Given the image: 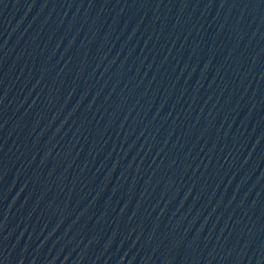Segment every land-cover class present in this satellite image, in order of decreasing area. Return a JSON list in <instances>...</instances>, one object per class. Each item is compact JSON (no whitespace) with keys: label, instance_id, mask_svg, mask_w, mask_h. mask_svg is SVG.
Listing matches in <instances>:
<instances>
[{"label":"water","instance_id":"1","mask_svg":"<svg viewBox=\"0 0 264 264\" xmlns=\"http://www.w3.org/2000/svg\"><path fill=\"white\" fill-rule=\"evenodd\" d=\"M0 264H264V0H0Z\"/></svg>","mask_w":264,"mask_h":264}]
</instances>
